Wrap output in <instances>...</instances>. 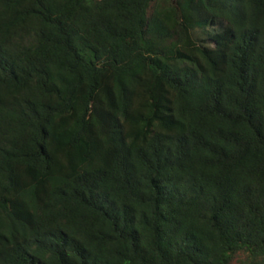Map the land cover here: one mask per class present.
<instances>
[{"label":"trees","instance_id":"obj_1","mask_svg":"<svg viewBox=\"0 0 264 264\" xmlns=\"http://www.w3.org/2000/svg\"><path fill=\"white\" fill-rule=\"evenodd\" d=\"M234 263L264 264V0H0V264Z\"/></svg>","mask_w":264,"mask_h":264},{"label":"rangeland","instance_id":"obj_2","mask_svg":"<svg viewBox=\"0 0 264 264\" xmlns=\"http://www.w3.org/2000/svg\"><path fill=\"white\" fill-rule=\"evenodd\" d=\"M203 31H204L203 29L198 28V29L195 31V35H196L197 37H199V38L205 37V36H204L205 33H204ZM234 264H236V263H234Z\"/></svg>","mask_w":264,"mask_h":264}]
</instances>
